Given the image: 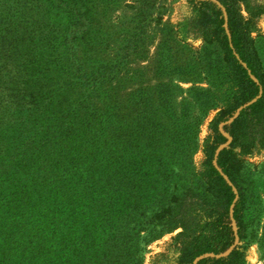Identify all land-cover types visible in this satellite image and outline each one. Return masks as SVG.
I'll return each mask as SVG.
<instances>
[{"label":"rangeland","instance_id":"1","mask_svg":"<svg viewBox=\"0 0 264 264\" xmlns=\"http://www.w3.org/2000/svg\"><path fill=\"white\" fill-rule=\"evenodd\" d=\"M236 4L264 82V0ZM199 30L187 0H0V181L29 180L11 170L21 150L12 141L41 152L38 164L57 178L87 162L77 183L92 177L93 157L124 152L127 179L112 191L121 200L117 239L141 236V264L186 258L195 237L181 226L147 241L168 219L158 215L188 197L225 207L199 173L217 129L227 142L216 154L232 142L219 119L246 96L222 43ZM237 134L234 183L227 182L243 196L244 236L224 257L237 247L236 264H264V141L242 128ZM116 254L92 264H118Z\"/></svg>","mask_w":264,"mask_h":264},{"label":"trees","instance_id":"2","mask_svg":"<svg viewBox=\"0 0 264 264\" xmlns=\"http://www.w3.org/2000/svg\"><path fill=\"white\" fill-rule=\"evenodd\" d=\"M187 3L200 33H213L222 43L246 96L219 119L232 142L216 154L217 147L227 142L217 129V146L206 152L199 173L205 184L222 195L225 207L217 210L188 197L177 207L158 215L168 219L161 218V229L152 230L147 242L157 239L169 228L181 226L185 234L195 239L187 246V257L178 264H194L198 258L201 259L196 264H236L237 247L230 256L224 255L237 238L244 236V202L243 196L227 181L234 183L233 146L239 137L237 131L242 128L250 137L264 141V82L238 28L236 0H187ZM26 87L25 94L32 98L33 93H28ZM239 108L242 109L238 117L231 124H225L235 117ZM15 119L25 122L27 115ZM32 128L29 125L28 129ZM11 144L21 149L11 170L15 175L27 171L29 180L0 181V264H76L81 260L92 264L113 259L114 251L118 264H141L138 259L141 236L131 239L130 244L119 242L113 221L121 200L112 191L127 179L128 159L124 152L115 150L105 162L103 157H93L96 165L90 163L91 168L94 166L92 177L80 178L77 183L79 171H88L87 162L65 168V176L57 178L51 175L50 168L44 169L38 164L41 152L19 148L18 141ZM35 160L30 167V162Z\"/></svg>","mask_w":264,"mask_h":264},{"label":"water","instance_id":"3","mask_svg":"<svg viewBox=\"0 0 264 264\" xmlns=\"http://www.w3.org/2000/svg\"><path fill=\"white\" fill-rule=\"evenodd\" d=\"M200 259H201V258H198L197 260H195L194 264H196V263H197V261H198V260H200Z\"/></svg>","mask_w":264,"mask_h":264}]
</instances>
